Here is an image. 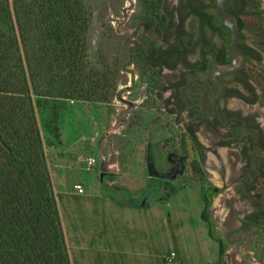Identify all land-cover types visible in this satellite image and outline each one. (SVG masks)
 Wrapping results in <instances>:
<instances>
[{"label": "rangeland", "instance_id": "374dc122", "mask_svg": "<svg viewBox=\"0 0 264 264\" xmlns=\"http://www.w3.org/2000/svg\"><path fill=\"white\" fill-rule=\"evenodd\" d=\"M256 1L260 14L245 7L242 33L260 55L243 67L257 102L249 108L232 100L228 105L256 113L264 133V0ZM83 2L90 10L87 57L112 79L111 94L98 90L93 100L34 98L71 263L264 264V219L242 228L255 208L240 196L245 174L240 150L222 145L228 128L195 129L202 158L187 131L189 116L171 111L169 86L176 70L142 60L140 37L162 44V5L169 9L178 0ZM185 25L194 31L199 26L192 18ZM0 27L5 29L2 22ZM231 131L241 137L238 129ZM254 185L253 193H264L262 178ZM210 188L216 191L210 190L206 211L227 244L220 260L218 244L200 218Z\"/></svg>", "mask_w": 264, "mask_h": 264}, {"label": "trees", "instance_id": "16d2710c", "mask_svg": "<svg viewBox=\"0 0 264 264\" xmlns=\"http://www.w3.org/2000/svg\"><path fill=\"white\" fill-rule=\"evenodd\" d=\"M246 6L260 14L256 0H230L228 5L236 18L237 44L249 62L260 55L243 41ZM162 10V44L140 37L144 64L173 69L180 61L188 63L187 55L195 52L200 67L209 60L207 54L219 64L229 62V31L212 0H178L169 9L165 2ZM187 18L196 21L199 29L186 28ZM0 22L5 26L0 27V264H72L34 98L93 100L98 90L111 94L112 79L101 75L88 60L90 10L83 0H0ZM205 30L222 43L218 46ZM188 134L203 158L194 129L188 127ZM251 148L244 147L245 174L239 192L255 209L246 215L242 228L264 219V193H253L255 180H264V155L260 154L264 139L260 150L252 153ZM206 197L207 192L200 218L207 224L208 236L218 244L220 260L227 244L214 230Z\"/></svg>", "mask_w": 264, "mask_h": 264}, {"label": "flooded vegetation", "instance_id": "af4514ba", "mask_svg": "<svg viewBox=\"0 0 264 264\" xmlns=\"http://www.w3.org/2000/svg\"><path fill=\"white\" fill-rule=\"evenodd\" d=\"M217 45L219 46V44ZM198 57L197 54L196 60L187 58L188 63L180 61L174 67L176 76L169 86L171 111L174 114L185 113L189 116L187 131L188 127L194 129V133L195 129L205 128L214 133L223 127H227L228 130L222 133V139H225L222 145L237 147L245 164L244 147L252 146L251 152L255 153L260 150L263 142L264 133L261 128V120L256 113H246L241 111L242 109L238 111L230 107L228 102L230 100L233 101V104L240 102L249 108L257 102V92L248 81L245 72L240 71V69L226 73H215L212 76V66L215 62L217 63L216 59L212 58L211 60V55L207 54L206 58L209 60L200 67ZM230 57L229 62L232 60L231 52ZM247 81L253 89L248 87ZM233 128L240 131V138L235 137L232 133L231 129ZM211 191L216 190L213 188ZM211 191L207 192L206 201L208 203V194Z\"/></svg>", "mask_w": 264, "mask_h": 264}, {"label": "water", "instance_id": "95a60500", "mask_svg": "<svg viewBox=\"0 0 264 264\" xmlns=\"http://www.w3.org/2000/svg\"><path fill=\"white\" fill-rule=\"evenodd\" d=\"M219 9V16L221 23L227 27L229 31V47L232 56V60L223 65H219L216 62L212 66V76L215 73H226L241 69L246 64V57L240 47L237 44L238 41V28L236 18L229 10L230 0H212ZM216 190V188H214Z\"/></svg>", "mask_w": 264, "mask_h": 264}, {"label": "built area", "instance_id": "2783aa9c", "mask_svg": "<svg viewBox=\"0 0 264 264\" xmlns=\"http://www.w3.org/2000/svg\"><path fill=\"white\" fill-rule=\"evenodd\" d=\"M88 161H89V163H91L92 164V162H94V159L92 158V157H89L88 158ZM75 188L79 191V192H81L83 189H82V186L80 185V184H76L75 185ZM172 254V256L174 255V253H171Z\"/></svg>", "mask_w": 264, "mask_h": 264}, {"label": "bare ground", "instance_id": "6f19581e", "mask_svg": "<svg viewBox=\"0 0 264 264\" xmlns=\"http://www.w3.org/2000/svg\"><path fill=\"white\" fill-rule=\"evenodd\" d=\"M215 200V199H214ZM216 200H217V198H216Z\"/></svg>", "mask_w": 264, "mask_h": 264}, {"label": "crops", "instance_id": "0c3cea01", "mask_svg": "<svg viewBox=\"0 0 264 264\" xmlns=\"http://www.w3.org/2000/svg\"><path fill=\"white\" fill-rule=\"evenodd\" d=\"M74 187H75V185H74Z\"/></svg>", "mask_w": 264, "mask_h": 264}]
</instances>
